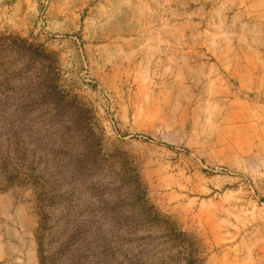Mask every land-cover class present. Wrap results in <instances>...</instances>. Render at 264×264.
I'll list each match as a JSON object with an SVG mask.
<instances>
[{"label": "rangeland", "instance_id": "obj_1", "mask_svg": "<svg viewBox=\"0 0 264 264\" xmlns=\"http://www.w3.org/2000/svg\"><path fill=\"white\" fill-rule=\"evenodd\" d=\"M0 264H264V0H0Z\"/></svg>", "mask_w": 264, "mask_h": 264}]
</instances>
